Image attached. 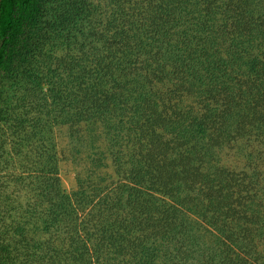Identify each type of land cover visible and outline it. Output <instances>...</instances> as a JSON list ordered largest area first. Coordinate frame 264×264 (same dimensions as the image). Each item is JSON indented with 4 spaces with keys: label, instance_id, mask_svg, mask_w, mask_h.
I'll return each mask as SVG.
<instances>
[{
    "label": "trees",
    "instance_id": "1",
    "mask_svg": "<svg viewBox=\"0 0 264 264\" xmlns=\"http://www.w3.org/2000/svg\"><path fill=\"white\" fill-rule=\"evenodd\" d=\"M262 167L264 0H0V264H264Z\"/></svg>",
    "mask_w": 264,
    "mask_h": 264
},
{
    "label": "rangeland",
    "instance_id": "2",
    "mask_svg": "<svg viewBox=\"0 0 264 264\" xmlns=\"http://www.w3.org/2000/svg\"><path fill=\"white\" fill-rule=\"evenodd\" d=\"M57 144H58V152L59 156L61 158L60 163V176L62 179V183L64 188L69 192H73L76 189V176L78 174H84L85 173V165L87 163L86 156H89V151H85V149H81L80 155H78V144L76 142H72L71 138L69 137V131L67 128H60L57 131ZM261 148V146H257ZM78 156V157H75ZM243 155L237 156L234 155V153H229V156H226V163L229 167L241 171L245 169L246 162L244 160L245 156L243 158ZM86 160H84V159ZM248 163V161H247ZM248 166H251L250 163L247 164ZM261 172L264 171V167L260 168ZM107 172V175H112V170L107 169L105 170Z\"/></svg>",
    "mask_w": 264,
    "mask_h": 264
}]
</instances>
